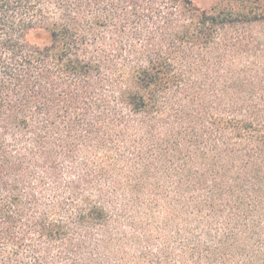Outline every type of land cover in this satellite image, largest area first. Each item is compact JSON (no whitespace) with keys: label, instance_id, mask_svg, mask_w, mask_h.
I'll return each instance as SVG.
<instances>
[{"label":"trees","instance_id":"trees-1","mask_svg":"<svg viewBox=\"0 0 264 264\" xmlns=\"http://www.w3.org/2000/svg\"><path fill=\"white\" fill-rule=\"evenodd\" d=\"M0 264H264V0H0Z\"/></svg>","mask_w":264,"mask_h":264},{"label":"rangeland","instance_id":"rangeland-1","mask_svg":"<svg viewBox=\"0 0 264 264\" xmlns=\"http://www.w3.org/2000/svg\"><path fill=\"white\" fill-rule=\"evenodd\" d=\"M192 1L200 9H207V10L223 7L229 2V0H192ZM42 39H43L42 37L39 38V40ZM45 41H47V38Z\"/></svg>","mask_w":264,"mask_h":264}]
</instances>
